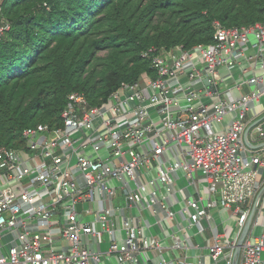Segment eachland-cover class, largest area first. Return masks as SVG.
Returning a JSON list of instances; mask_svg holds the SVG:
<instances>
[{"label":"built area","instance_id":"1","mask_svg":"<svg viewBox=\"0 0 264 264\" xmlns=\"http://www.w3.org/2000/svg\"><path fill=\"white\" fill-rule=\"evenodd\" d=\"M9 30L2 22L0 40ZM252 41L256 51L245 58L255 65L253 75L221 88L220 70L237 64L238 52ZM143 57L151 62L154 78L124 83L95 105L73 93L59 127L27 129L22 148L0 147V264H96L105 234L112 239L108 257L142 264L166 248L159 239L145 237L135 218L126 215L134 207L141 212L143 204L160 224L186 218L190 226L185 230L209 231L211 263L184 256L174 264H234L264 189V155L249 154L243 141L249 112L264 97V23L228 29L215 23L211 45L151 49ZM245 86L252 90L242 92ZM234 91L241 94L236 97ZM230 115L229 128L217 130ZM256 132L264 139L260 126ZM180 175L189 186L201 176L205 192L198 197L185 193L175 211ZM216 210L232 212L234 238L212 225ZM257 228L263 230L260 237L254 236ZM118 231L124 234L121 241ZM191 248V239L171 246ZM238 264H264V194Z\"/></svg>","mask_w":264,"mask_h":264},{"label":"trees","instance_id":"2","mask_svg":"<svg viewBox=\"0 0 264 264\" xmlns=\"http://www.w3.org/2000/svg\"><path fill=\"white\" fill-rule=\"evenodd\" d=\"M0 147L61 125L73 93L92 105L154 78L151 49L191 50L224 28L264 23V0H0Z\"/></svg>","mask_w":264,"mask_h":264},{"label":"crops","instance_id":"3","mask_svg":"<svg viewBox=\"0 0 264 264\" xmlns=\"http://www.w3.org/2000/svg\"><path fill=\"white\" fill-rule=\"evenodd\" d=\"M253 46L254 41L238 52L237 64L229 68L224 67L220 70L221 76L223 77L221 87L223 86V88H229L236 82L247 80L253 75L254 69H256L255 65L254 63L247 62L245 58L246 56L253 55L255 53L256 50ZM250 90H252L250 86H245L242 92H248ZM233 94L238 97L241 93L234 91ZM205 101L210 102L211 100ZM248 118V127L243 135V141L246 145L248 153L251 155H264V139L260 138L256 132V128L259 126L264 130V97L259 103L253 106L249 112ZM233 119V115L226 117L222 124L217 126V130L222 131L228 129L229 124ZM202 180L201 176H197L194 184L189 186V182L184 178V175L179 176L175 186L176 191H178L177 197L179 199V203L173 206L175 211L179 210V208L183 205L185 193L192 197H198L202 192H205V185ZM181 181H184L186 186L180 187L179 184ZM118 204L121 205L120 203ZM141 207V212L134 207L128 209L126 215L135 218V224H138L143 229L145 237L149 239H159L162 245L166 247L161 255L154 253L152 257L147 258L146 256L144 258L145 261L142 264H161L162 260H164L167 264H174L177 260L184 256H187L189 259L191 258L190 262L193 263H196L201 256L206 257L205 261L207 263H211L210 259L207 257L208 250L206 249L207 241H210L209 231L205 234L198 235L197 230L194 227L185 230L186 227L190 226V223L186 218H183L179 224L172 223L170 221L161 222L160 224L157 218H155L146 208L145 204L141 205ZM121 221V217L118 218L119 229L121 227ZM211 223L213 226H217L221 233H226L230 238H234L236 223L231 211H213L211 214ZM205 225H207V222H205ZM183 230H185V233H182ZM117 238L121 241L124 238L123 232L118 231ZM185 239H191V242L194 244V248L185 251L171 249V246L175 242H184ZM110 242H112L111 237L106 234L101 236V244L98 250L103 254V256L96 264H119L114 256H107Z\"/></svg>","mask_w":264,"mask_h":264},{"label":"water","instance_id":"4","mask_svg":"<svg viewBox=\"0 0 264 264\" xmlns=\"http://www.w3.org/2000/svg\"><path fill=\"white\" fill-rule=\"evenodd\" d=\"M204 84H205L207 87H209V86H210L209 79H205ZM263 194H264V189H263V190L261 191V193L258 195V197H257V199H256V202H255V205H254V207H253V210H252V212H251V215H250V217H249V220H248V222H247V224H246V226H245V228H244V231H243V233H242V235H241V237H240V240H239V242H238V246H237V249H236V254H235V261H234V264H238V257H239V255H240V252H241V248H242L243 242L245 241V239H246V237H247V235H248V233H249V230H250V228H251L252 220H253L254 215H255V213H256L257 204H258L260 198L263 196ZM81 210H82V206L79 205V206H78V211L81 212ZM55 213H56V212H55Z\"/></svg>","mask_w":264,"mask_h":264},{"label":"rangeland","instance_id":"5","mask_svg":"<svg viewBox=\"0 0 264 264\" xmlns=\"http://www.w3.org/2000/svg\"><path fill=\"white\" fill-rule=\"evenodd\" d=\"M221 88H223V86ZM179 186L184 187V186H186V183L184 181H181ZM262 233H263V230L261 228H257L254 232V236L260 237L262 235ZM221 264H223V263H221Z\"/></svg>","mask_w":264,"mask_h":264}]
</instances>
